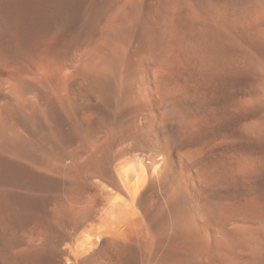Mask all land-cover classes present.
<instances>
[{"label":"bare ground","instance_id":"bare-ground-1","mask_svg":"<svg viewBox=\"0 0 264 264\" xmlns=\"http://www.w3.org/2000/svg\"><path fill=\"white\" fill-rule=\"evenodd\" d=\"M0 264H264V0H0Z\"/></svg>","mask_w":264,"mask_h":264}]
</instances>
